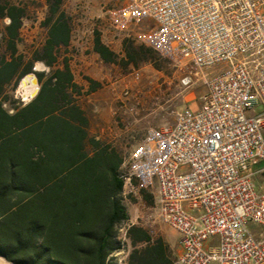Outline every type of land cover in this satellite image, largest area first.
Wrapping results in <instances>:
<instances>
[{"label": "built area", "instance_id": "2783aa9c", "mask_svg": "<svg viewBox=\"0 0 264 264\" xmlns=\"http://www.w3.org/2000/svg\"><path fill=\"white\" fill-rule=\"evenodd\" d=\"M123 1L113 27L146 25L145 44L207 86L200 107L146 133L121 166L124 189L154 196L141 220L179 233L176 264H264V0Z\"/></svg>", "mask_w": 264, "mask_h": 264}, {"label": "trees", "instance_id": "16d2710c", "mask_svg": "<svg viewBox=\"0 0 264 264\" xmlns=\"http://www.w3.org/2000/svg\"><path fill=\"white\" fill-rule=\"evenodd\" d=\"M46 2L45 42L26 56L19 50L26 10L0 0V19L9 20L0 50V257L11 264H115L117 227L129 219L120 197L123 159L90 134L76 99L81 88L68 59L61 60L71 20L63 0ZM94 50L105 62L116 61L99 36ZM37 62L49 72L35 71ZM28 74L40 89L24 103L13 93ZM128 234L151 241L135 226Z\"/></svg>", "mask_w": 264, "mask_h": 264}, {"label": "rangeland", "instance_id": "374dc122", "mask_svg": "<svg viewBox=\"0 0 264 264\" xmlns=\"http://www.w3.org/2000/svg\"><path fill=\"white\" fill-rule=\"evenodd\" d=\"M5 3L23 6L26 10L20 30L22 44L19 50L29 56L45 42L46 29L42 24L48 16L49 6L46 0H3ZM123 3V0H63L62 10L71 20L72 32L69 47L61 49V60L68 59L76 81L87 86L86 78L91 77L98 83L94 99L97 101L96 108L86 103L90 134L115 147L123 163H126L150 129L172 124L179 112L200 107L207 86L200 73L195 76L197 70L191 65L184 63L179 68L151 50L144 42V35L149 31L146 25L137 26L130 33L117 31L112 24V13ZM8 24V19H0L1 51L4 49L2 35ZM98 36L104 45L117 50L114 65L106 64L95 53V39ZM117 38L125 40L122 47L120 42L119 46L113 44V39ZM34 70L48 73L50 68L37 62ZM186 76L192 78L189 86L182 84ZM112 83L119 87L117 97L114 92L110 94L116 107L109 105L111 96L108 93L111 89L108 87ZM91 87L95 85L91 84ZM39 89L36 75L28 74L19 82L13 95L15 99L27 103ZM128 100L134 103L133 106L127 105ZM111 116L115 123H111ZM255 184L258 193L264 191V174L255 178ZM128 191L124 189L120 197L129 218L134 223H145L141 218L153 211L154 196L147 190L138 191L135 195L128 194ZM128 224L131 223L117 227V241L121 248L113 254L115 264H126L125 232ZM160 228L156 226L151 229L159 232ZM163 228L170 243L178 244L179 233L173 228ZM249 228L254 232L260 231V227L254 224H250ZM0 264L11 263L0 257Z\"/></svg>", "mask_w": 264, "mask_h": 264}, {"label": "crops", "instance_id": "0c3cea01", "mask_svg": "<svg viewBox=\"0 0 264 264\" xmlns=\"http://www.w3.org/2000/svg\"><path fill=\"white\" fill-rule=\"evenodd\" d=\"M124 41H125L124 39H120V38L113 39V44L119 46V42H120L121 43L120 47H122V43ZM109 49L115 55L118 53L117 50H113L111 48ZM96 54L100 57L98 53ZM102 61L105 62L104 60ZM105 63L111 64V65L115 64V62H105ZM88 78H91V77H88ZM91 79L94 80L93 78ZM74 81L81 88V94L76 95L77 102L79 106L81 107V109L86 113L88 117L89 114H88V107L86 106V103H89L96 108L97 101L94 99L96 95L95 90H96V87L98 86V83L96 82V80H94L96 84H93L95 85V87L94 89H92L91 84L89 82H88V85L86 86L85 84L76 81L75 76H74ZM115 85H116L115 83H112L110 87H108V89H111V91H109L108 94L112 95L114 92V96L117 97L119 94V87L118 86L115 87ZM84 93H87V95L85 96ZM111 98L112 96L110 97L111 102L109 103V105L116 107L115 106L116 103L113 102L115 100H112ZM128 101H129L128 104L125 103V105L127 104L130 106H133L134 103L133 102L131 103L130 102L131 100H128ZM110 119H111V123H115L114 118L112 116ZM89 124H90V119H89ZM129 222L131 224L127 225L126 232H125V241L127 243L126 245L127 251L125 254L126 264H130V262L131 264H176L178 257L180 256L181 251H182L181 246H180V240L178 241V244L172 245L170 241L167 239V233H166L165 228H163V226L161 225H159L161 227L160 231L155 232L145 223H134L132 222L130 218L128 219L127 223ZM132 226H135L136 228L141 229L150 238L151 241L148 243L143 240L142 241L136 240L133 234L132 235L128 234V231ZM157 247L160 251V254H157V252H155V248Z\"/></svg>", "mask_w": 264, "mask_h": 264}, {"label": "water", "instance_id": "95a60500", "mask_svg": "<svg viewBox=\"0 0 264 264\" xmlns=\"http://www.w3.org/2000/svg\"><path fill=\"white\" fill-rule=\"evenodd\" d=\"M32 77V76H31ZM32 79L34 80V77H32ZM35 82V81H34Z\"/></svg>", "mask_w": 264, "mask_h": 264}]
</instances>
